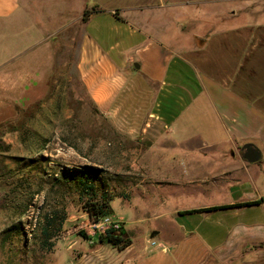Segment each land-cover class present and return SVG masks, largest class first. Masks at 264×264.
Returning <instances> with one entry per match:
<instances>
[{"label": "crops", "instance_id": "1", "mask_svg": "<svg viewBox=\"0 0 264 264\" xmlns=\"http://www.w3.org/2000/svg\"><path fill=\"white\" fill-rule=\"evenodd\" d=\"M101 1L84 3L74 19L84 23L79 78L116 129V141H128L117 147L128 158L129 187L149 193L150 207L156 204L151 192L158 189L160 205L148 219L159 223L155 231L147 229L141 249L133 242L123 250L102 243L78 261L87 264L91 254L101 259L89 264H146L174 251L186 260L194 254L199 264L202 248L212 254L243 250L249 256L242 264L251 263L257 248L264 247V177L260 166L244 159L242 146L253 140L264 144V21L241 17L254 12L258 18L264 0ZM21 8L22 0H0V23ZM28 8L33 22L36 14ZM86 9L94 11L84 22ZM183 17L193 27L211 29L196 32L190 44L182 45L173 36L182 31L173 28L182 29ZM168 33L174 39L166 38ZM46 40L37 37L29 51ZM27 50L15 56L23 62L16 63L14 73L19 99L44 76L26 72ZM204 107L212 109L214 118H183L192 108L200 113ZM175 196L176 203L170 204ZM255 200L259 203L193 211ZM109 244L114 250L103 259ZM156 245L161 251L151 252Z\"/></svg>", "mask_w": 264, "mask_h": 264}, {"label": "rangeland", "instance_id": "2", "mask_svg": "<svg viewBox=\"0 0 264 264\" xmlns=\"http://www.w3.org/2000/svg\"><path fill=\"white\" fill-rule=\"evenodd\" d=\"M84 3L93 2L22 0L20 11L0 23V264H83L78 261L80 255L106 243L99 239L106 225L95 227L85 208L86 197L82 198L74 188L64 197L61 194L56 178L63 169H99L100 178L107 183L99 186V194L103 189L114 195L110 202L112 217L125 221L131 230L134 248L141 249L147 229L155 231L159 223L148 219L160 205L158 189L151 192L156 204L150 207L149 193L129 187L125 172L128 158L117 147L120 143L125 147L128 141L125 138L116 141V129L94 106L80 81L77 61L84 23L74 22V19L82 12ZM101 3L111 2L102 0ZM31 6L39 15H35L33 22V16L26 14ZM241 19L264 21V12L258 18L254 12L244 13ZM191 21L183 17L182 29L173 28V32L182 31L181 35L173 34L182 45L190 44L193 35L198 36L196 32L211 29L193 27ZM173 36L168 33L166 38L174 39ZM37 37L47 40L40 43L37 50L30 48L29 51ZM22 48L29 51L24 61L27 66L23 64L26 72L44 76L39 80L38 89L27 91L25 98L19 99L14 73L16 63L21 62L15 61V56ZM28 77L35 84L33 76ZM192 110L195 108L183 118H214L210 107H204L205 111L200 113ZM252 143L263 153L262 159L254 164L263 169L264 177V144L259 140ZM176 199V196L171 197L170 204H175ZM63 205L67 212L63 230L52 239L53 249H46L41 242L39 222L48 211L61 209ZM137 218H141V222H136ZM13 224L21 225L23 232L6 238V230ZM82 232L88 234L89 239ZM160 241L156 238L158 245ZM158 245L151 246V252L161 251ZM110 249L114 250L109 244L100 256L106 259ZM257 249L260 252L249 264H264V247ZM174 254L172 251L167 258L148 260L146 264H194V254H189L192 258L188 260L183 256L176 258ZM248 256L243 250L212 254L200 248L199 264H242ZM98 258L90 254L85 260L89 264Z\"/></svg>", "mask_w": 264, "mask_h": 264}, {"label": "trees", "instance_id": "3", "mask_svg": "<svg viewBox=\"0 0 264 264\" xmlns=\"http://www.w3.org/2000/svg\"><path fill=\"white\" fill-rule=\"evenodd\" d=\"M94 9H87L84 11L83 21L86 22L89 15ZM56 182L60 184V190L63 197L70 189H75L80 192L81 197H86V211L89 213V217L93 223L98 222L102 218L112 215L111 201L114 195H110L108 191H101L99 194V186L101 184L106 185V180L100 178L99 169L95 167L77 168V169H63L61 176L56 178ZM259 203V200L241 202L232 205L212 206L207 208H201L193 210L194 212H209L218 209H226L230 207H242L246 205H254ZM67 219L66 207L63 205L61 209H53L47 212L43 221L39 222V229L41 230V242L46 249H53V238L63 230V225ZM23 227L19 224H13L6 230L5 237L10 238L14 233H22ZM86 238L90 236L85 232H82ZM100 241L110 243L117 247L119 250H123L132 244V238L127 233L123 223L119 227L111 226L107 228L101 235Z\"/></svg>", "mask_w": 264, "mask_h": 264}, {"label": "water", "instance_id": "4", "mask_svg": "<svg viewBox=\"0 0 264 264\" xmlns=\"http://www.w3.org/2000/svg\"><path fill=\"white\" fill-rule=\"evenodd\" d=\"M242 150L244 152L243 157L248 162H251V163L259 162L263 157V153L261 149L252 142L245 143L242 146Z\"/></svg>", "mask_w": 264, "mask_h": 264}, {"label": "built area", "instance_id": "5", "mask_svg": "<svg viewBox=\"0 0 264 264\" xmlns=\"http://www.w3.org/2000/svg\"><path fill=\"white\" fill-rule=\"evenodd\" d=\"M94 224H95V227H98L100 224L106 225V227L104 228V231H105L107 228L111 227L112 225L115 227H119L121 224V221L114 219L112 215H108ZM153 244H155V242Z\"/></svg>", "mask_w": 264, "mask_h": 264}]
</instances>
